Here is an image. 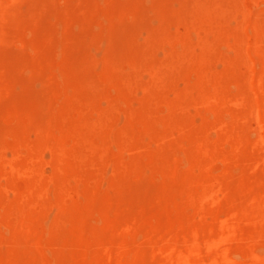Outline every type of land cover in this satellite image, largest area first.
<instances>
[{
    "label": "rangeland",
    "instance_id": "1",
    "mask_svg": "<svg viewBox=\"0 0 264 264\" xmlns=\"http://www.w3.org/2000/svg\"><path fill=\"white\" fill-rule=\"evenodd\" d=\"M40 1L0 0V74L27 69L7 74L17 84L0 75V264H264V0H157L158 18L146 0H81L84 12L77 0H46L55 11ZM56 11L86 33L75 19L77 32L55 30ZM39 22L53 33L33 31ZM89 33L111 50L87 55ZM143 45L146 67L134 56Z\"/></svg>",
    "mask_w": 264,
    "mask_h": 264
},
{
    "label": "bare ground",
    "instance_id": "2",
    "mask_svg": "<svg viewBox=\"0 0 264 264\" xmlns=\"http://www.w3.org/2000/svg\"><path fill=\"white\" fill-rule=\"evenodd\" d=\"M32 1H33V0H32ZM42 1H43V0H42ZM42 1H40L41 4H42ZM45 1H46V0H45ZM52 1H53V3L55 2L54 0H52ZM71 1H72V0H71ZM74 1H75V0H74ZM93 1H94V0H93ZM95 1H97V0H95ZM106 1H107V0H106ZM128 1H129V0H128ZM146 1H147V3L149 2V4H148V7H147V5H146L147 3L145 4V6L147 7V8H145V10H143V11H145V14H146L148 11H149V13H152V14L154 13V15H155V13H156V14H157V15H156V16H157L156 18H158L159 14H160L159 11H161L162 8L158 11L159 14L156 12V10H157V8H159V6H160L158 3H159V2H162V1H161V0H159V2H158L157 0H146ZM165 1H166V0H164V2L161 3V4H163V6H162L163 8H164V4L166 3ZM189 1H190V0H189ZM47 2H49V1H46V2H45L46 5H47ZM50 2H51V0H50ZM50 2H49L48 5L51 4ZM77 2L79 3V4H77L78 11H83L82 8H83V6H84L86 3H85L84 5H82L83 3L81 4V0H77ZM82 2H84V0H82ZM89 2H90V1H89ZM99 2H101V1H99ZM115 2H116V1H115ZM115 2H114V3H115ZM119 2H120V1H119ZM133 2H134V0H133ZM141 2H142V1H141ZM175 2H176V1H175ZM43 3H44V2H43ZM102 3H103V2H102ZM127 3H128V2H127ZM139 3H140V2H139ZM168 3H171V2H168ZM32 4H33V2H32ZM54 4H55V3H54ZM54 4H53V5L51 4L52 6L50 5V6L52 7L53 11H55V6H54ZM70 4H71V2H70V0H69V6H68V4H65V5H66V7L68 8V7L71 6ZM95 4H96V2L94 3V5H95ZM27 5H28V4H27ZM48 5H47V6H48ZM72 5L74 6L75 4H72ZM100 5H102V4L99 3V6H100ZM141 5H142V3H141ZM172 5H173V4H172ZM44 6H45V5H44ZM50 6H48V7H50ZM59 6H61V5H59ZM85 6H89V7H90V5H87V4H86ZM107 6H108V5H107ZM126 6H127V5H126ZM167 6H169V5L167 4ZM170 6H171V5H170ZM184 6H185V5H184ZM191 6H192V5H191ZM24 7H25V5H24ZM35 7H36V3H35ZM37 7H38V6H37ZM40 7H42V5H41V6L39 5V8H40ZM45 7H46V6H45ZM74 7H75V6H74ZM74 7H72V10H71V9H69V10H71V11L73 12V8H74ZM89 7H88V8H89ZM91 7H92V5H91ZM97 7H98V6H96V8H97ZM102 7H103V6H102ZM105 7H106V6H105ZM124 7H125V5H124ZM131 7H132V6H131ZM160 7H161V6H160ZM31 8H32V6H31ZM31 8H30V10H31ZM46 8H47V7H46ZM63 8H64V7H63ZM63 8H62V9H63ZM96 8H95L96 11L93 10L92 8H89V10L87 11L86 14L88 15V14H89V11H91V14L95 15L96 13H92V12H94V11L97 12V9H96ZM126 8H127V7H126ZM126 8H125V9H126ZM132 8H133V7H132ZM134 8H135V7H134ZM90 9H91V10H90ZM102 9H103V8H102ZM117 9H118V8H117ZM130 9H131V8H130ZM166 9H167V8H166ZM188 9H190V8H188ZM23 10H24V9H23ZM40 10H41V8H40ZM56 10H58V9H56ZM69 10H68V11H69ZM74 10H75V9H74ZM135 10H137V8H135ZM162 10H163V9H162ZM37 11H38V9H37ZM60 11H61V13H62V10H59V12H60ZM65 11H66V9H65ZM65 11H64L63 13H66ZM68 11H67V12H68ZM78 11H77V9H76L74 12H77V14H76V13H75V14L79 16L80 13H79ZM84 11H85V10H84ZM84 11H83V12H84ZM102 11H103V10H102ZM109 11H110V10H109ZM109 11L107 12V10H106L107 13H109ZM181 11H182V10H181ZM24 12H25V11H24ZM24 12L21 11V13L23 14V16H25V15H24V14H25ZM35 12H36V11H35ZM50 12H52V11H50ZM83 12H82V13H83ZM110 12L113 13L112 10H111ZM130 12H131V15H132V10H130ZM139 12H142V9H141ZM164 12H165V11H164ZM194 12H195V11H194ZM209 12H210V11H209ZM21 13H20V14H21ZM47 13H48V12H47ZM68 13H69V12H68ZM78 13H79V14H78ZM103 13H105V12L103 11ZM111 13H110V14H111ZM125 13H127V12L125 11ZM142 13L144 14V12H142ZM142 13H141V14H142ZM161 13H162V12H161ZM213 13H214V12H212L211 14H213ZM13 14H14V13H13ZM20 14H19V16H20ZM22 14H21V17H22ZM30 14H31V13H30ZM30 14H29V15H30ZM50 14H51V13H50ZM50 14H49V17H52V15L50 16ZM66 14H67V13H66ZM69 14H70V13H69ZM69 14H68V15H69ZM91 14H90V15H91ZM98 14H99V13H98ZM101 14H102V13H101ZM139 14H140V13H139ZM199 14H201V12H200ZM205 14H206V13H205ZM205 14H201V15L204 16ZM215 14L217 15V13H215ZM27 15H28V14H27ZM27 15H26V17H27ZM29 15H28V17H29ZM32 15H34V10H33V14H32ZM81 15H82V14H80V16L78 17L79 20H81L80 18H83V17H81ZM87 15H86V16H87ZM102 15H103V14H102ZM102 15H100V16H102ZM113 15H114V14H113ZM124 15H126V14H124ZM131 15H130V16H131ZM133 15H134V14H133ZM161 15H162V14H161ZM216 15H215V16H216ZM30 16H31V15H30ZM39 16H40V15H39ZM41 16H42V15H41ZM53 16H54L53 18H54V20H55V23H54V26H55L54 29H55V30H59V31H60V30L62 29L63 32L68 31V33H69V32H71V28H72V32L74 33V32H77V31H75L76 28H74V27H77V26H79L80 24H82V23L79 24V21L76 20V18H74V17H76V16L72 17V19L74 18V19L78 22V23H77V26H76V23H75V25H73L74 22H75L74 19L72 20V21H73V22H72V21L69 20L70 18L67 19V16H63L62 14H59L57 11H56V13H55ZM70 16H73V15H70ZM82 16H83V15H82ZM84 16H85V14H84ZM86 16H85V18L88 20V18H87L88 16H87V17H86ZM135 16H136V15H135ZM143 16H144V15H143ZM146 16H147V14H146ZM146 16H145V18H146ZM175 16H176V15H175ZM21 17H20V18H21ZM28 17H27V18H28ZM42 17H43V16H42ZM45 17H46V16H45ZM49 17H48V18H49ZM68 17H69V16H68ZM91 17H93V16H91ZM107 17H108V16H106V18H107ZM131 17H132V16H131ZM136 17H137V16H136ZM138 17H139V15H138ZM152 17H154V19H156L155 16H151V18H152ZM160 17H161V16H160ZM89 18H90V17H89ZM94 18H95V17H94ZM94 18H93V19H94ZM102 18L105 19V21L108 20V19H106L105 17H102ZM102 18H101V19H102ZM109 18H110V17H109ZM112 18H113V17H112ZM128 18H129V17H128ZM140 18H141V17H140ZM147 18H148V17H147ZM147 18H146V19H147ZM165 18H166V17H165ZM172 18H174V17H172ZM13 19H14V18H13ZM43 19H44V17H43ZM50 19H52V18H50ZM103 19H102V20H103ZM131 19H132V18H131ZM133 19H134V16H133ZM133 19L131 20L132 22H134ZM160 19H162V18H159V20H160ZM34 20H36V18H35ZM38 20H40V19H38ZM91 20H92V18H91ZM98 20H99V19H98ZM102 20H101V21H102ZM129 20H130V19H129ZM134 20H135V19H134ZM140 20H141V19H140ZM152 20H153V19H152ZM152 20H150V21H152ZM156 20H158V19H156ZM26 21H27V20H26ZM44 21H45V20H44ZM49 21H50V20H49ZM49 21H48V22H49ZM52 21H53V20H52ZM94 21H96V20H94ZM108 21H109V20H108ZM110 21H111V20H110ZM112 21H113V20H112ZM119 21H120V20H119ZM124 21H125V20H124ZM131 21H130V22L128 21V22L130 23V25H131ZM145 21H146V20H145ZM212 21H213V19H212ZM212 21H211V22H212ZM28 22H30V21H28ZM31 22H32V21H31ZM31 22H30V23H31ZM122 22H123V21H122ZM122 22H121V26H122ZM139 22H140V21H139ZM142 22H144V21L142 20ZM156 22H158V21H156ZM160 22H162V20L159 21V24L161 25V27H163V26H164V22H163V23H160ZM40 23H41V22L37 23V25H38L39 27H37V25H35V28H34L33 31H36V30L38 29L39 31L37 30V32H40V33H41L40 28H41L42 23H41V24H40ZM49 23H50V22H49ZM88 23H89V20H88ZM95 23H96V22H95ZM106 23H107V21H106ZM118 23H119V22H118ZM129 23H128V24H129ZM147 23H148V22H147ZM151 23H152V22H151ZM171 23H173V22L171 21ZM21 24H22V23H21ZM78 24H79V25H78ZM107 24H108V23H107ZM109 24H110V22H109ZM111 24H113V23L111 22ZM111 24H110V25H111ZM128 24H125V25L128 26V27H132V26H129ZM133 24H134V23H133ZM167 24H168V22H167ZM169 24H170V23H169ZM9 25H10V24H9ZM11 25H12V24H11ZM11 25H10V26H11ZM16 25H17V24H16ZM19 25H20V23H19ZM44 25H45V24H44ZM44 25H42V26H44ZM48 25H49V24H47V26H48ZM50 25H53V24H50ZM82 25L85 26L84 24H82ZM86 25H87V24H86ZM90 25H92V24H90ZM95 25H96V24H95ZM97 25H98V24H97ZM97 25H96V26H97ZM99 25H100V24H99ZM101 25H102V24H101ZM104 25H105V24H104ZM119 25H120V24H119ZM123 25H124V24H123ZM141 25H142V24H141ZM152 25H153V24H152ZM162 25H163V26H162ZM12 26H13V25H12ZM14 26H15V24H14ZM21 26H22V25H21ZM23 26H24V25H23ZM88 26H89V25H88ZM111 26H112V25H111ZM137 26H138V25H137ZM169 26H170V25H169ZM25 27H26V29H24V30H25L24 33H27V31H28L27 27H30V26H29V24H28V26L26 25ZM36 27H37V28H36ZM89 27H90V26H89ZM92 27H93V26H92ZM98 27H99V26H98ZM104 27H106V26H104ZM118 27H119V26H118ZM133 27H135V26H133ZM133 27H132V28H133ZM141 27H142V26H141ZM147 27H148V26H147ZM149 27H151V26H149ZM149 27H148V28H149ZM154 27H155V26H153V28H154ZM156 27H158V25H157ZM161 27H160V28H161ZM9 28H10V27H9ZM30 28H31V27H30ZM30 28H29V29H30ZM50 28H52V27H50ZM73 28H74V31H73ZM77 28H78V27H77ZM85 28H86V26H85L83 29L85 30ZM101 28L103 29V25H102ZM108 28H110V26H109V27L107 26V29H108ZM119 28L124 29V28H127V27L124 26V28H122V27H119ZM144 28L146 29V26H145ZM32 29H33V28H32ZM35 29H36V30H35ZM43 29H44V30H48V32H50L49 29H46V25H45V27H43ZM43 29L41 28V30H43ZM89 29H90V28H89ZM102 29H100V30H102ZM110 29H111V28H110ZM115 29L117 30V31H115V32H119L118 34L121 36V33L124 34L123 32H126V31H127L128 29H130V28H128V29L125 30V31H124V30L121 31V33H120L119 29H117V28H115ZM136 29H137V27H136ZM151 29H152V28H151ZM154 29H155V28H154ZM62 30H61V31H62ZM91 30H92V29H91ZM94 30H96V29H94ZM100 30H99V31H100ZM156 30H157V29H156ZM156 30H155V31H156ZM86 31H87V30H85V33H86ZM88 31H89V30H88ZM143 31H144V29L140 28L137 32H134V34H135V36H136V34H137V35H138V38H139L140 35H142ZM148 31H149V30H148ZM157 31H158V30H157ZM29 32H30V31H29ZM42 32H43V31H42ZM48 32H46V33H48ZM72 32H71V33H72ZM106 32H107V30H106ZM111 32H112V31H111ZM115 32H114V33H115ZM127 32H128V31H127ZM146 32H147V29H146V31H145L144 33H146ZM149 32H150V31H149ZM158 32H159V31H158ZM30 33H32V32H30ZM46 33L43 32V34H46ZM52 33H53V32H50V35H51ZM60 33H61V32H60ZM99 33H101V32H99ZM102 33H104V30H103ZM131 33H132V32H131ZM144 33H143V34H144ZM152 33H153V32H152ZM155 33H156V32H155ZM159 33H160V32H159ZM162 33H165V32H162ZM174 33H175V32H174ZM28 34H29V33H28ZM38 34H39V33H38ZM43 34L41 33V35H43ZM64 34H66V33H64ZM69 34H70V33H69ZM80 34L83 35L82 32H81ZM94 34L97 35V34H98L97 31H96ZM107 34H108V33H107ZM112 34H113V32H112ZM115 34H117V33H115ZM128 34H129V33H128ZM128 34H127V35H128ZM167 34H169V32H168ZM58 35H59V34H58ZM58 35H57V37H56V36H55V37H56V38H60L59 40H60V42H61V35H62V34L60 35V37H58ZM70 35H71V34H70ZM70 35H69V36H70ZM96 35L94 36L92 33H91V34H90V33H89V34H84V37L82 38V41H80V42H81V46H82L81 49L83 50L84 47H85L86 49H88V51L84 49L85 52L87 51V53H86L87 55H88V54H96V55H98L97 53L101 52L100 50H102V47H103V46H102V42L99 40V36H96ZM98 35H100V34H98ZM103 35L105 36V33H104ZM119 35H118V37H119ZM129 35H130V34H129ZM129 35H128V36H129ZM146 35H147V34H146ZM155 35H156V34H155ZM159 35H160V34H159ZM196 35H197V34H196ZM37 36H38V35H37ZM43 36H44V35H43ZM46 36H47V35H46ZM69 36H68V35H65V37H68V38H65V37H64V38H65V39H70ZM75 36H76V35H75ZM100 36H101V35H100ZM110 36H113V35H110ZM115 36H116V35H115ZM124 36H125V34H124ZM132 36H133V34H132ZM149 36H150V35L148 34V38H150ZM156 36H157V35H156ZM156 36H155V37H156ZM197 36H198V35H197ZM3 37H4V36H3ZM16 37H17V36H16ZM16 37H15V38H16ZM50 37H51V36H50ZM81 37H82V36H81ZM95 37H96V38H95ZM130 37H131V36H130ZM33 38H34V37H33ZM43 38L47 39L46 37H43ZM43 38H41V40H43ZM52 38H53V37H52ZM62 38H63V37H62ZM64 38H63V39H64ZM97 38H98V39H97ZM105 38H106V37H105ZM105 38H104V40H105ZM116 38H117V37H116ZM116 38L114 39L115 42H114V41H112V42H114V43L117 45V44H119V43H117L119 39L117 38L118 40H117V42H116ZM120 38H121V37H120ZM141 38H143V37H141ZM146 38H147V36H146ZM159 38H160V37H159ZM45 39L42 41L43 43L45 42ZM48 39H49V37H48ZM53 39H54V38H53ZM76 39H77L78 41L81 40V39H79V37H76ZM110 39H111V37H110ZM132 39L134 40L135 37L133 36ZM13 40H14V39H13ZM120 40H121V39H120ZM128 40H129V39H128ZM128 40H127V41H128ZM133 40H132V41H133ZM160 40H161V39H160ZM47 41H48V40H47ZM53 41H54V40H53ZM62 41H63V40H62ZM69 41H70V40H69ZM69 41H68V42L65 41V42H66L65 44L67 45V43H69ZM73 41H74V40H73ZM106 41H107V40H106ZM122 41H123V40H122ZM122 41H121L120 43H122ZM151 41H152V40H151ZM24 42H25V41H24ZM24 42H23V43H24ZM28 42H29V41H28ZM51 42H52V41H51ZM75 42H76V40H75ZM75 42H74V43H75ZM112 42H111V43L108 42V43H109V44H112V47H111V48H113L114 50H116L117 46H116L115 44H113ZM124 42H125V40H124ZM138 42H139V41H137V43H138ZM149 42H150V41H149ZM149 42L147 41L148 44H149ZM26 43H27V42H26ZM33 43H34V42H33ZM39 43H41V42H39ZM53 43H55V42H53ZM58 43H59V42H58ZM77 43H79V42H77ZM141 43H143V42H141ZM150 43H151V42H150ZM47 44H48V42H47ZM79 44H80V43H79ZM103 44H104V43H103ZM152 44H153V43H152ZM24 45H25V47L28 48V46H27L28 44H27V45H26V44H23V46H24ZM29 45H30V44H29ZM31 45H34V44L31 43ZM44 45H45V44H44ZM56 45H57V44H56ZM75 45H76V44H75ZM75 45H74V46H75ZM113 45H115L116 47L114 48ZM129 45H130V44H129ZM141 45H142V44H141ZM54 46H55V45H54ZM68 46H69V45H68ZM76 46H78V45H76ZM76 46H75V47H76ZM110 46H111V45L108 46V44H107V47H106V48L108 49V48H110ZM126 46H127V45H125L124 47H126ZM157 46H158V45H157ZM25 47H24V48H25ZM45 47H46V46H45ZM57 47H59V46H57ZM78 47H79V46H78ZM120 47H121V46H120ZM136 47H137V46H136ZM143 47H145V46L143 45V46L140 48L141 50H139V53H136L134 56H135V59H137V65L139 64V66H141V67L144 65V67H146L147 64H146V66H145L144 63L146 62V59H147V58H146V57H147L146 55H148V54H147V52H146V49H147L148 47H147V48H146V47L143 48ZM158 47H159V46H158ZM30 48L33 49L34 47L32 46V47H30ZM38 48H39V47H38ZM38 48H37V49H38ZM40 48H41V47H40ZM104 48H105V46L103 47V50H104ZM106 48H105V49H106ZM152 48H153V46H152ZM159 48L162 49V47H159ZM22 49H23V48H22ZM32 49H28V50L31 51ZM42 49H43V48H42ZM47 49H48V48H47ZM56 49H57V48H56ZM58 49H59V48H58ZM69 49H70V48H69ZM107 49H106V50H107ZM113 49H112V50H113ZM117 49H118V48H117ZM120 49H121V48H120ZM130 49H131V48H130ZM157 49H158V48H157ZM157 49H156V50H157ZM23 50H24V53H26V52H25V51H26V48L23 49ZM23 50H22V53H23ZM48 50H49V49H48ZM109 50H111V49H108V51H109ZM124 50H126V48H125ZM142 50H143L144 52H143ZM151 50H152V49H150V51H151ZM156 50H154V51H156ZM159 50H160V49H159ZM32 51H34V50H32ZM45 51H47V50H45ZM65 51H66V50H65ZM65 51H63V53H64ZM72 51H73V50H72ZM108 51H107V52H108ZM118 51H121V50H118ZM141 51H142V52H141ZM150 51H148V52H150ZM157 51H158V50H157ZM160 51H161V50H160ZM160 51H158V54L160 53ZM162 51H163V50H162ZM162 51H161V53H160L161 55H162V53H163ZM42 52H43V51H42ZM61 52H62V51H61ZM73 52H74V51H73ZM81 52H84V51H81ZM113 52H114V51H113ZM126 52H127V51H126ZM136 52H137V51H136ZM140 52H141V53H140ZM1 53H2V52H1ZM46 53H47V52H46ZM63 53H61V55H62ZM65 53H66V52H65ZM59 54H60V53H59ZM59 54H58V55H59ZM69 54H70V53H69ZM78 54H79V53H78ZM82 54H83V53H82ZM84 54H85V53H84ZM108 54H109V53H108ZM116 54H117V52H116ZM119 54H120V56H121V52H120ZM119 54H118V55H119ZM122 54H123V51H122ZM127 54H128V53H127ZM12 55H13V54H12ZM29 55H30V54H29ZM34 55H35V54H34ZM43 55H44V54H43ZM72 55H74V54H72ZM72 55H71L70 60H69V58H67V60H68L69 62L72 60V57L75 56V55H74V56H72ZM76 55H77V54H76ZM87 55H86V58H85L86 60L89 58V57H87ZM124 55H126V54H124ZM154 55H155V54H154ZM8 56H9V55H8ZM36 56H37V55H36ZM63 56H64V54H63ZM67 56H68V53H67ZM103 56H104V54L102 55V57H103ZM108 56H109V55H108ZM129 56H130V55H129ZM145 56H146V57H145ZM148 56H150V55H148ZM151 56H153V55H151ZM4 57H5V56H4ZM23 57H24V56H23ZM75 57H76V56H75ZM82 57H84V56H82ZM91 57H92V55L90 56V60L93 58V57H92V58H91ZM94 57H95V56H94ZM98 57H100V56H98ZM115 57H116V58H119V57H117V56H115ZM127 57H128V56H127ZM153 57H154V56H153ZM159 57H160V56H159ZM54 58H55V57H54ZM61 58H62V59H61ZM77 58H78V57H77ZM96 58H97V57H96ZM96 58H95V59H96ZM103 58H104V57H103ZM116 58H115V60H118V59H116ZM120 58H121V57H120ZM124 58H126V57H124ZM124 58H121V60H123ZM157 58H158V57H156V60H157ZM27 59H28V57H27ZM27 59H26V62H30V61H31V60H30V61H27ZM60 59L65 61V59H63V57H60ZM78 59H79V58H78ZM110 59H111V58H110ZM127 59H129V57H128ZM135 59H132V61L135 60ZM152 59H153V61L155 60L154 58H151V60H152ZM160 59H162V58H160ZM7 60H8V59H7ZM55 60H56V59H55ZM58 60H59V58H58ZM76 60H77V59H76ZM92 60H93V63H94V65L92 64V65L94 66L93 68H95V64H96L97 62L95 63V62H94V59H92ZM100 60H102V58H101ZM115 60H114V61H115ZM156 60H155V61H156ZM19 61H21V60L19 59ZM19 61L16 60V62H15V61H14V62H15V64H16V63L19 62ZM39 61H40V60H39ZM73 61H75V60H73ZM77 61H78V60H77ZM77 61H76V62H77ZM79 61H80V60H79ZM81 61L84 62V60H81ZM95 61H97V60H95ZM111 61H113V60L111 59ZM111 61L108 62V61L105 60L106 63H107V62H108V63H111ZM114 61H113V62H114ZM159 61L161 62V60H159ZM12 62H13V61H12ZM12 62H10V63H12ZM56 62H57V61H56ZM58 62H59V61H58ZM69 62H68V63H69ZM90 62H91V61H89V63H90ZM103 62H104V61L102 60V63H103ZM123 62H124V60H123ZM156 62H157V61H156ZM35 63H36V62H35ZM40 63H41V62H40ZM43 63H44V62H43ZM43 63H42V64H43ZM47 63H48V61H47ZM64 63H65V62H64ZM89 63H88V64H89ZM106 63H105L104 65H106ZM118 63H119V62H118ZM127 63H130L129 60L127 61ZM146 63H147V62H146ZM158 63H159V62H158ZM2 64L5 65L4 63H2ZM7 64H8V63H7ZM12 64H13V63H12ZM12 64H11V65H12ZM18 64H19V63H18ZM38 64H39V63H38ZM58 64H59V63H58ZM73 64H74V62H73ZM75 64H76V63H75ZM75 64H74V65H75ZM97 64H98V63H97ZM100 64H101V63H100ZM120 64L123 65L124 63L122 64V62H121ZM154 64H155V63H154ZM154 64H153V65H154ZM159 64H160V63H159ZM16 65H17V64H16ZM16 65H15V66H16ZM21 65H22V64H21ZM25 65H27V63H26ZM43 65H44V64H43ZM54 65L57 66L56 64H54ZM64 65H66V64H64ZM82 65H83V64L80 63V66H82ZM89 65H90V64H89ZM134 65H135V63H134ZM134 65L132 64V66H134ZM8 66H9V65H8ZM15 66H12V67H15ZM18 66H20V65H17V68H20V67H21V66H20V67H18ZM27 66H29V64H28ZM27 66H26V67H27ZM32 66H33V65H32ZM71 66H72V65H71ZM78 66H79V65H78ZM80 66H79V68H80ZM90 66H91V65H90ZM96 66H97V65H96ZM102 66H103V65H102ZM106 66H107V65H106ZM123 66H124V65H123ZM130 66H131V65H130ZM155 66H156V65H155ZM155 66H154V67H155ZM2 67H4V69H5V68L7 67V65L2 66ZM2 67H0V68H2ZM9 67H10V66H9ZM12 67H10L11 70L14 69V68H12ZM72 67H73V66H72ZM115 67H116V64H115ZM115 67H114V68H115ZM134 67H135V66H134ZM154 67H153V68H154ZM160 67H161V66H160ZM17 68H16V69H17ZM21 68H24V67H21ZM31 68H33V67H31ZM45 68H46V67H45ZM64 68H65V66H64ZM83 68H84V67H83ZM83 68H82V69H83ZM85 68H86V67H85ZM100 68H101V67H100ZM106 68H107V67H106ZM114 68H113V69H114ZM127 68L129 69L130 67H127ZM138 68H139V67H138ZM138 68H137V70H138ZM151 68H152V67H151ZM153 68H152V69H153ZM165 68H166V67H165ZM177 68H178V67H177ZM24 69H25V68H24ZM24 69H23V70H24ZM48 69H49L48 71L51 70L49 67H48ZM80 69H81V68H80ZM87 69H88V67H87ZM95 69H99V68H95ZM115 69L118 71L117 68H115ZM146 69H147V68H146ZM146 69H142V70H146ZM0 70H1V69H0ZM8 70H9V69H8ZM11 70H10V71H7V72L10 73V72H12ZM25 70H27V69H25ZM30 70H32V69H30ZM34 70H35V69H34ZM64 70L66 71V69H64ZM73 70H74V69H73ZM78 70H79V69H78ZM89 70H90V68H89L87 71H89ZM108 70H109V69H108ZM119 70H120V69H119ZM137 70H135V71L137 72ZM149 70H150V68H149ZM156 70H157V69L155 68V71H156ZM158 70H160V69L158 68ZM5 71H6V70H5ZM40 71H41V70H40ZM40 71H39V73H38L37 71H36V72H37L38 74H40ZM46 71H47V70H46ZM46 71H45V72H46ZM58 71H59V70H58ZM79 71H80V70H79ZM79 71H77V72H79ZM87 71H86V75H87ZM94 71H95V70H94ZM104 71H105V70H104ZM129 71L132 72V69L129 70ZM3 72H4V71H3ZM3 72H2V73H3ZM23 72H25V71H23ZM23 72H22V73H23ZM59 72H60V71H59ZM59 72H56V74L59 73ZM73 72H74V71H73ZM82 72H83V71H82ZM98 72H99V71H98ZM106 72H109V71L106 70ZM113 72H115V71H113ZM2 73H1V74H2ZM9 73H7V74L10 75ZM12 73H13V72H12ZM34 73H35V72H34ZM34 73H33V74H34ZM51 73H52V72H51ZM60 73H61V80H65V82H66V81H68L69 79H71V78H69V79L67 80V78H65V77H68V76H66V75L63 76L64 73H66V72H64V73L60 72ZM60 73H59V74H60ZM71 73H72V72H71ZM100 73H101V72H100ZM109 73H111V75H113L111 71H110ZM125 73H126V72H125ZM145 73L147 74V71H146ZM145 73H144V74H145ZM151 73H152V72H151ZM153 73H154V71H153ZM1 74H0V75H1ZM3 74H6V72H4ZM3 74H2V76H3ZM7 74H6V76H7ZM15 74H16V73H14L13 75H15ZM41 74H42V73H41ZM41 74H40V75H41ZM54 74H55V73H54ZM59 74H58V75H59ZM76 74H77V73H76ZM80 74H81V73H80ZM83 74H85V73L83 72ZM88 74H89V73H88ZM136 74H137V73H136ZM162 74H163V72H162ZM21 75H22V74H21ZM25 75H26V74H25ZM25 75L23 74V76H25ZM67 75H68V73H67ZM86 75H85V77H86ZM89 75H90V74H89ZM89 75H88V76H89ZM92 75H93V74H92ZM95 75H96V74H95ZM101 75H102V73H101ZM111 75H109V76H111ZM142 75H143V74H142ZM10 76H11V75H10ZM17 76H18V73H17ZM17 76H16V77H17ZM158 76H159V75H158ZM161 76H162V75H161ZM12 77H13V76H12ZM42 77H43V75H42ZM59 77H60V76H59ZM62 77H63V79H62ZM70 77H71V76H70ZM73 77H74V76H73ZM75 77H76V75H75ZM107 77H108V76H107ZM149 77H151V79H152V76H149ZM13 78H14V77H13ZM20 78H22V77L20 76ZM44 78H45V77H44ZM64 78H65V79H64ZM78 78H79V77H78ZM87 78H88V77H87ZM93 78H94V76H93ZM96 78H97V77H96ZM96 78H95V80H96ZM109 78H110V77H109ZM141 78H142V77H141ZM1 79H2V78H1ZM7 79H8V76H7ZM14 79H15V78H14ZM81 79H82V78H81ZM83 79H84V78H83ZM89 79H90V78H89ZM89 79H88V80H89ZM97 79H98V78H97ZM105 79H106V77H105ZM105 79H104V80H105ZM128 79H129V78H128ZM134 79H135V83H136V82H137V81H136V78H134ZM146 79H148V77H147ZM149 79H150V78H149ZM8 80L11 81V79H8ZM8 80H7V83L10 82V81H8ZM16 80H17V79H16ZM16 80H15L14 82H16V84H17V81H16ZM22 80H23V78H22ZM75 80H76V79H75ZM93 80H94V79H93ZM107 80L109 81V79H107ZM126 80H127V79H126ZM129 80H130V79H129ZM156 80H157V79H156ZM4 81H6V80H4ZM12 81H13V80H12ZM12 81H11V82H12ZM20 81H21V80H20ZM76 81H77V80H76ZM80 81H81V80H80ZM82 81H84V80H82ZM82 81H81V82H82ZM85 81H86V80H85ZM85 81H84V82H85ZM142 81H143V80H142ZM1 82H2V81H1ZM14 82H12V83H14ZM62 82H64V81H62ZM81 82H80V85H81ZM87 82H88V81H87ZM140 82H141V81H140ZM4 83H5V82H4ZM12 83H11V84H12ZM56 83H57V82H56ZM66 83H69V84H70V81H69V82H66ZM78 83H79V82H78ZM100 83H101V82H100ZM132 83H134V82H132ZM149 83H150V82H149ZM8 84L10 85V83H8ZM58 84H59V83H58ZM86 84H87V83H86ZM86 84H85V85H86ZM90 84H91V83H90ZM92 84H93V83H92ZM144 84H145V83H144ZM0 85H1V84H0ZM59 85H60V84H59ZM78 85H79V84H78ZM78 85H77V86H78ZM82 85H83V84H82ZM94 85H95V83H94ZM5 86H6V85H5ZM15 86H16V85H15ZM20 86H21V85H20ZM57 86H58V85H57ZM57 86H56V87H57ZM70 86H71V84H70ZM77 86H76V87H77ZM92 86H93V85H92ZM96 86H97V88L100 90L101 87L99 88V87H98V86H99L98 84H97ZM2 87H3V86H2ZM7 87H8V86H7ZM18 87H19V86H18ZM81 87H82V86H80V90H79V91H81V89L84 88V87H83V88H81ZM94 87H95V86H94ZM119 87H120V86H119ZM128 87H129V86H128ZM15 88H16V87H15ZM33 88H34V87H33ZM62 88H63V86H62ZM64 88H65V87H64ZM74 88H75V85H74ZM88 88H89L88 91L90 92V87L88 86ZM115 88H116V87H115ZM3 89H4V88H3ZM21 89H22V88H21ZM59 89H61V88H59ZM66 89H67V88H65V90H66ZM72 89H73V88H72ZM78 89H79V86H78ZM94 89H96V88H94ZM133 89H134V88H133ZM25 90H26V88H25ZM25 90H24V91H25ZM32 90H33V89H32ZM73 90H74V89H73ZM26 91H27V90H26ZM29 91H31V90H29ZM33 91H34V90H33ZM66 91H67V90H66ZM68 91H69V89H68ZM77 91H78V90H77ZM82 91H83V90H82ZM88 91H87V93H88ZM91 91H92V89H91ZM69 92H70V91H69ZM74 92H75V91H74ZM83 92H85V91H83ZM83 92H81V94H82ZM98 92H99V91H98ZM98 92H96L95 94H97ZM14 93H15V91H14ZM14 93H13V94H14ZM31 93H32V92H31ZM34 93H35V92H34ZM65 93H66V92H65ZM77 93H78V92H77ZM85 93H86V92H85ZM101 93H102V92H101ZM35 94H36V93H35ZM93 94H94V93H91L90 95H93ZM29 95H32V94L29 93ZM118 95H120V94H118ZM79 96H80V95H79ZM85 96H86V95H85ZM94 96H95V95H94ZM96 96H97V95H96ZM174 96H175V95H174ZM36 97H37V95H36ZM77 97H78V95H77ZM90 97H91V96H90ZM92 97H93V96H92ZM241 97H242V96H241ZM10 98H11V97H10ZM13 98H14V97H13ZM13 98H12V99H13ZM18 98H19V97H18ZM31 98H32V97H31ZM79 98H80V97H79ZM86 98H88V97L86 96ZM15 99H16V98H15ZM27 99H28V98H27ZM91 99H92V98H91ZM22 100H23V99H22ZM32 100H33V99H32ZM38 100H41V99L39 98ZM38 100H37V101H38ZM78 100H79V99H78ZM94 100H95V99H94ZM121 100H122V99H121ZM8 101H9V100H8ZM8 101L5 100V104H6ZM18 101H19V100H17V102H18ZM81 101H82V98H81ZM207 101H208V100H207ZM15 103H16V102H15ZM31 103H32V102H31ZM33 103H34V102H33ZM38 103H39V102H38ZM84 103H86V102H84V100H83V105H84ZM122 103H123V102H122ZM21 104H22V103H21ZM175 104H176V103H175ZM236 104H237V103H236ZM19 105H20V103H19ZM85 105H86V104H85ZM85 105H84V107H85ZM112 105H113V103H112ZM112 105H111V106H112ZM194 105H195V104H194ZM7 106H8V105H7ZM12 106H13V105H12ZM24 106H25V105H24ZM34 106H35V105H34ZM195 106H196V105H195ZM15 107H16V106H15ZM17 107H19V106H17ZM17 107H16V108H17ZM133 107H134V106H133ZM133 107H132V108H133ZM7 108H8V107H6V109H7ZM31 108H33V107H31ZM38 108H39V107H38ZM97 108L99 109V107H97ZM24 109H25V108H24ZM40 109H41V108H40ZM48 109H49V108H48ZM94 109H95V107H94ZM94 109H93V110H94ZM128 109H129V108H128ZM18 110H19V109H18ZM27 110H28V109H27ZM31 110H32V109H31ZM49 110H50V109H49ZM95 110L97 111V109H95ZM95 110H94V111H95ZM23 111H24V110H23ZM28 111H29V110H28ZM34 111H35V110H34ZM42 111H43V110H42ZM98 111H99V110H98ZM98 111H97V112H98ZM9 112H10V111H9ZM32 112H33V111H32ZM52 112H54V111H52ZM112 112H113V111H112ZM38 113H39V112H38ZM108 113H109V112H108ZM52 114H53V113H52ZM52 114L50 113V115H52ZM78 114H79V113H78ZM133 115H134V114H133ZM27 117H28V116H27ZM59 117H60V116H58V118H59ZM103 117H105V116H103ZM112 118H113V117H112ZM117 118H118V117H117ZM178 118H179V117H178ZM162 119H163V118H162ZM102 120H103V119H102ZM129 120H130V119H129ZM14 121H15V120H14ZM32 121H33V120H32ZM92 122H93V121H92ZM93 123H94V122H93ZM118 123H119V121H118ZM161 123H162V122H161ZM40 124H41V123H39V125H40ZM115 124H116V122H115ZM16 126H17V125H16ZM18 126H19V125H18ZM18 126H17V127H18ZM40 126H42V125H40ZM105 126H106V125H105ZM115 126L117 127V125H115ZM154 126H155V125H154ZM35 127H36V126H35ZM43 127H44V126H43ZM4 128H5V127H4ZM19 128H20V127H19ZM31 128H33V126H32ZM31 128H30V129H31ZM51 128H52V127H51ZM62 128H63V127H62ZM87 128H88V127H87ZM83 129H84V128H83ZM111 129H113V128H111ZM125 129H126V128H125ZM2 130L5 131V129H2ZM6 130H8V129H6ZM15 130H16V129H15ZM15 130H14V131H15ZM17 130H18V128H17ZM19 130H20V129H19ZM81 130H82V129H81ZM20 131H21V130H20ZM30 131H31V130H30ZM32 131H33V130H32ZM39 131H40V130H39ZM62 131H63V130H62ZM88 131L90 132V131H92V129H91V130L88 129ZM0 132H1V131H0ZM7 132H8V131H7ZM17 132H18V131H17ZM46 132H47V131H46ZM83 132H84V131H83ZM101 132H102V131H101ZM120 132H121V131H120ZM124 132H125V131H124ZM149 132H150V131H149ZM152 132H153V131H152ZM4 133H5V132H4ZM4 133L2 132V134H3L4 137H5V134H4ZM15 133H16V131H15ZM20 133H22V131H21ZM90 133H91V132H90ZM93 133H94V132H93ZM6 134H7V133H6ZM28 134H29V133H28ZM99 134H100V133H99ZM21 135H22V134H21ZM23 135H24V134H23ZM23 135H22V136H23ZM30 135L32 136V134H30ZM36 135H37V134H36ZM78 135H79V134H78ZM6 136H7V135H6ZM15 136H16V135H15ZM22 136H21V137H22ZM27 136H29V135H27ZM34 136H35V135H34ZM37 136H38V135H37ZM71 136H72V135H71ZM80 136H81V135H80ZM161 136H162V135H161ZM75 137H76V136H75ZM75 137H74V138H75ZM78 137H79V136H78ZM82 137H83V136H82ZM146 137H147V136H146ZM156 137H157V136H156ZM164 137H165V135H164ZM27 138L29 139L30 136L27 137ZM157 138H158V137H157ZM162 138H163V137H162ZM204 138H206V137H204ZM3 139H5V138H3ZM30 139H31V138H30ZM156 140H158V139H153V143L156 144V143L160 140V138H159V140H158L157 142H156ZM162 140H163V139H162ZM162 140H161V141H162ZM23 141H24V140H23ZM23 141H22V142H23ZM31 141H32V140H31ZM33 141H34V140H33ZM40 141H41V140H40ZM17 142H18V141H17ZM25 142H27V141H25ZM85 142H86V140H85ZM149 142H150V140H149ZM208 142H209V141H208ZM35 143H36V142H35ZM204 143H205V142H204ZM82 144H83V143H82ZM151 144H152V143H151ZM155 144H152L154 148H156V145H155ZM80 145H81V143H80ZM152 145H151V146H152ZM154 145H155V146H154ZM92 146H93V145H91V147H92ZM148 146H150V145L148 144ZM88 148H89V147H88ZM205 148H206V147H205ZM49 149H50V148H49ZM157 149H159V148H157ZM65 150H66V149H65ZM153 150H155V149H152V150H150V151L152 152ZM80 153H81V152H80ZM84 153H85V152H84ZM87 153L90 154V152H87ZM93 153H94V150H93ZM154 153H155V152H154ZM260 153H261V152H260ZM6 154H7V153H6ZM81 154H82V153H81ZM145 154H146V153H145ZM156 154H157V153H156ZM78 155H79V154H78ZM8 156H9V155H8ZM91 156H92V155H91ZM93 156H94V154H93ZM93 156L90 157V158H93ZM84 157H85V156H84ZM86 157H87V156H86ZM88 157H89V155H88ZM243 157H244V156H243ZM5 158H6V157H5ZM42 159H43V158H42ZM222 159H223V158H222ZM4 160H5V159H4ZM37 160H38V159H37ZM97 161H98V160H97ZM241 162H242V161H241ZM99 163H100V162H99ZM244 163H245V162H244ZM82 164H83V163H82ZM87 165H88V164H87ZM88 166H89V165H88ZM88 168H89V167H88ZM10 169H11V168H10ZM90 170H91V169H90ZM251 171H252V170H251ZM105 172H106V171H105ZM232 172H233V171H232ZM25 174H26V172H25ZM118 174H119V172H118ZM120 174H121V173H120ZM122 175H123V174H122ZM140 180H141V179H140ZM123 182H124V181H123ZM142 182H143V181H142ZM138 183H139V182H138ZM121 184H122V183H121ZM144 185H145V184H144ZM117 186H118V185H117ZM123 186H124V185H123ZM136 186H137V185H136ZM139 186H140V185H139ZM156 186H157V185H156ZM164 186H166V185H164ZM124 187H125V186H124ZM154 187H155V186H154ZM161 187H162V186H160V188H161ZM125 188H127V187H125ZM137 188H138V186H137ZM140 188H142V187H140ZM140 188H139V189H140ZM158 188H159V187H158ZM171 188H173V187H171ZM175 188H176V187H175ZM142 189L144 190L145 187L142 188ZM146 189L149 190L150 188H149V189L146 188ZM146 189H145V190H146ZM163 189H164V187H163ZM163 189H162V190H163ZM127 190H128V189H127ZM133 190H134V189H133ZM156 190H157L156 193H158V189H156ZM253 190H254V189H253ZM128 191H131V190H128ZM136 191H137V190H136ZM140 191H141V190H140ZM164 191H165V190H163V192L160 193V194H162V196L167 195V193L165 194ZM171 191H172V190H171ZM173 191H174V189H173ZM152 192H153V191H152ZM159 192H160V190H159ZM176 192H177V188H176ZM218 192H219V191H218ZM123 193H125V192H123ZM128 193H130V192H127V194H128ZM219 193H220V192H219ZM143 194H145V193H143ZM153 194H154V192H153ZM160 194H158V195H160ZM169 194L171 195V193H169ZM172 194H174V193L172 192ZM176 194H177V193H176ZM130 195H131V194H129V197H130ZM133 195H135V194H132L131 196H133ZM145 195H147V194H145ZM158 195H157V194H154V196H158ZM120 196H121V195H120ZM139 196H140V195H139ZM139 196H138V198H139ZM171 196H172V198L175 197V195H174V196L171 195ZM186 196H187V195H186ZM227 196H229V195H227ZM123 197H124V196H123ZM141 197H142V199H144L145 196L141 195ZM179 197H180V196H179ZM130 198H133V199H134L135 196H134V197H130ZM159 198H161V197H159ZM172 198H170V199H171V202H172V200L175 199V198H174V199H172ZM190 198H191V197H190ZM201 198H202V197H201ZM127 199H129L128 196H127ZM139 199H140V198H139ZM139 199L137 200V202H140V201H141V200H139ZM226 199H227V198H226ZM124 200H125V199H124ZM129 200H132V199H129ZM198 200H199V199H198ZM132 201H134V200H132ZM132 201H131V202H132ZM163 201L165 202V200H163ZM134 202H135V201H134ZM164 202H163V203H164ZM226 202H227V201H226ZM141 203H142V202H141ZM167 203H168V202H167ZM167 203H164V206H165V204H167ZM178 204H179V203H178ZM139 205H141V204H139ZM194 205H195V204H194ZM200 205H201V204H200ZM235 205H236V204H235ZM166 206H167V205H166ZM166 206H165V207H166ZM168 206H169V205H168ZM143 207H144V206H143ZM162 207H163V206H162ZM164 209H165V208H164ZM135 210H136V209H135ZM189 210H190V209H189ZM128 211H130V210L128 209ZM126 212H127V211H126ZM184 213H185V212H184ZM184 213H183V215H184ZM237 215H238V214H237ZM73 216H74V215H73ZM188 217H189V216H188ZM122 218H123V217H122ZM260 218H261V217H260ZM127 220H128V219H127ZM187 221H188V220H187ZM260 221H261V220H260ZM262 221H263V220H262ZM130 222H131V221H130ZM189 224H190V223H189ZM239 224H240V223H239ZM186 237H187V236H186ZM187 239H188V238H187ZM178 240H179V238H178ZM177 243H178V242H177ZM185 244H186V242H185ZM180 248H181V246H180ZM180 248H179V249H180ZM157 256H158V254H157ZM171 256H172V255H171ZM174 256H175V255H174ZM160 260H161V259H160ZM153 261H155V260L153 259ZM156 262H157V261H156ZM163 262H164V261H163ZM158 263H159V262H158ZM147 264H148V263H147Z\"/></svg>",
    "mask_w": 264,
    "mask_h": 264
}]
</instances>
